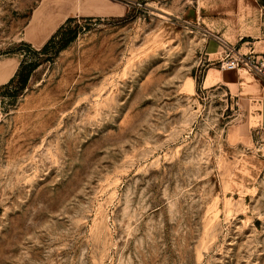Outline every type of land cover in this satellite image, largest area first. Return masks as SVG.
Returning a JSON list of instances; mask_svg holds the SVG:
<instances>
[{"label":"rangeland","instance_id":"obj_1","mask_svg":"<svg viewBox=\"0 0 264 264\" xmlns=\"http://www.w3.org/2000/svg\"><path fill=\"white\" fill-rule=\"evenodd\" d=\"M256 13L0 0V264H264V75L222 64L264 55L208 31Z\"/></svg>","mask_w":264,"mask_h":264},{"label":"crops","instance_id":"obj_2","mask_svg":"<svg viewBox=\"0 0 264 264\" xmlns=\"http://www.w3.org/2000/svg\"><path fill=\"white\" fill-rule=\"evenodd\" d=\"M256 6V8L259 10V13H256L254 15L255 20L251 23V31L241 33L239 30L234 32L235 34H231L232 30L230 28L228 29H220V30H214L213 28L211 30H208L212 34H217L220 36L224 42H228L229 40L225 37V34H230L231 37H234V40H232V43H237L239 45V48L242 49H253L256 53H259L260 55H264V0H252ZM219 40L216 39L214 36L210 40L209 44L206 45V48L208 50V53L210 54L211 58L218 59L221 54L219 51V45L216 46V43L218 44ZM225 78H229L230 75L228 72H225L224 74ZM258 114H259V122L261 123V127L264 129V93L261 97L260 106L258 108Z\"/></svg>","mask_w":264,"mask_h":264},{"label":"built area","instance_id":"obj_3","mask_svg":"<svg viewBox=\"0 0 264 264\" xmlns=\"http://www.w3.org/2000/svg\"><path fill=\"white\" fill-rule=\"evenodd\" d=\"M226 57L222 59V64L226 68H235L243 63L247 69L254 70L264 75V61L255 60L251 54L233 50L229 46L225 47Z\"/></svg>","mask_w":264,"mask_h":264},{"label":"trees","instance_id":"obj_4","mask_svg":"<svg viewBox=\"0 0 264 264\" xmlns=\"http://www.w3.org/2000/svg\"><path fill=\"white\" fill-rule=\"evenodd\" d=\"M28 78H29V75L28 74H26L24 77H23V81L25 82V81H27L28 80Z\"/></svg>","mask_w":264,"mask_h":264}]
</instances>
